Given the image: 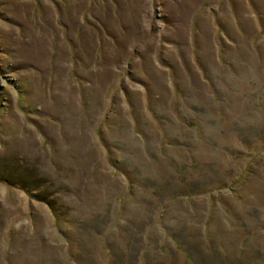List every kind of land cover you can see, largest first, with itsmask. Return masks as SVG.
<instances>
[{"label":"rangeland","instance_id":"rangeland-1","mask_svg":"<svg viewBox=\"0 0 264 264\" xmlns=\"http://www.w3.org/2000/svg\"><path fill=\"white\" fill-rule=\"evenodd\" d=\"M0 264H264V0H0Z\"/></svg>","mask_w":264,"mask_h":264}]
</instances>
